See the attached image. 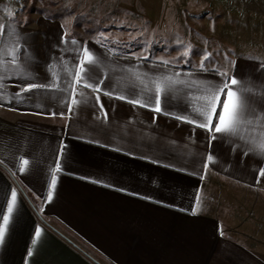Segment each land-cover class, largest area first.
Returning <instances> with one entry per match:
<instances>
[{"label":"crops","instance_id":"obj_1","mask_svg":"<svg viewBox=\"0 0 264 264\" xmlns=\"http://www.w3.org/2000/svg\"><path fill=\"white\" fill-rule=\"evenodd\" d=\"M207 3L221 8L219 2L217 7ZM241 4L240 16L222 14L227 16L222 29L209 27L215 10L181 19L186 26L180 29L194 34L200 52L189 64L164 65L84 37L67 35L78 42L68 45L62 43L66 31L59 21L35 18L33 27H15L31 82L52 83L46 66L56 64L59 88L22 91L29 79L21 78L5 58L0 210L7 214L12 190L17 202L0 243V264H264V176L259 174L264 153L256 129L254 142L222 134L210 141L205 129L173 118L187 107L188 89L180 85L171 97L162 98L165 113L172 115L114 98L151 95L150 80L159 74L219 84L220 73H228L252 86L254 119L259 120L264 116V0H236L227 8ZM4 39L10 49L16 38ZM82 46L98 57L97 78L111 95L77 85L76 93L83 95H75L80 103L72 105L66 73ZM205 50H210L208 60L201 54ZM211 55L217 65L210 63ZM62 145L67 146L60 157L63 171L48 201L46 181ZM209 154L214 161L205 170ZM23 159L29 164L21 173ZM193 192L201 198L195 215ZM36 228L41 236L33 245Z\"/></svg>","mask_w":264,"mask_h":264},{"label":"snow or ice","instance_id":"obj_2","mask_svg":"<svg viewBox=\"0 0 264 264\" xmlns=\"http://www.w3.org/2000/svg\"><path fill=\"white\" fill-rule=\"evenodd\" d=\"M5 37H8L9 40H12L13 37L16 38L12 40L10 49L4 39ZM19 37L20 34L15 29L11 28L10 25H0V92H3L6 87L4 83L5 75L7 74L5 58L8 59L10 64L16 65L15 70L20 73L21 78L29 79L27 87L23 88L22 91L59 88V84L55 82L59 79L56 71V64L46 66V71L50 73L49 79L52 83L31 82V74L27 71L28 66L23 64L24 57L20 52ZM66 37L67 32H65L62 37V43L77 46L78 42L75 39L68 40ZM190 51L191 49L189 47L181 54L183 56H188ZM145 59H147V57H145ZM204 60H208L207 55L204 56ZM162 63L168 65L170 62L168 60H162ZM98 64V57H96L95 53L87 48V46H82L81 50L76 52V62L66 73L71 80L69 86L72 88L73 93V98L71 99L72 105H78L80 103L79 100L75 99V95H83V93H76L77 85L87 88L94 93L103 91L104 95H111L109 91L101 88L103 80L97 78ZM61 67L65 69L68 68L66 64L61 65ZM200 67L201 70H204L205 65L203 61ZM220 75L223 78V82L215 84L198 79L182 80L179 79V73L175 75L159 74L156 78L150 80V83L154 86V91H152L151 95L142 96L140 93H133L130 95H117L114 98L125 100L127 103L133 104L134 106L147 108L149 111L155 113L172 115L171 113H165V109L162 107V98L171 97L178 90L176 87L177 85L183 86L188 89V92L185 93L186 99L184 101L187 107L183 112L173 116V118L181 120L184 123L193 124L195 127L205 129L210 134V141L220 139L221 137L216 134H222L225 138H239L245 140V142L252 139L254 142L252 129L255 128L256 134L260 137L259 150L264 153V116H261L259 120L254 119L251 99L254 95L252 86L242 79L238 80L235 76L229 77L228 73H220ZM137 79H139V77H137ZM141 83H143V81H141ZM237 85L238 87H233ZM141 91H143V88ZM222 95L225 96L226 99L221 105ZM0 99H2V96H0ZM95 99L97 103H99V95H97ZM218 105L221 107L219 114H217ZM100 109L103 112L104 119L107 120L108 114L104 111L103 104H100ZM68 110L72 111V108L69 107ZM53 115H55V113H53ZM213 118L217 121L215 126H213ZM66 150L67 146L62 145L58 150L56 161L49 170L46 181L48 186L46 193L48 201H51L53 198L58 181V174L63 171L60 157L66 153ZM206 159L208 163L204 164L205 170L208 169L209 163L214 161V154L207 155ZM28 164L29 160L23 159L20 162L19 171L23 173L25 171V166ZM259 174L264 176V165L261 166ZM93 182L95 183L97 181ZM191 196L195 201V207L192 211V214L195 215L196 209L199 208L201 204V198L197 192L191 193ZM16 202L17 192L12 190L10 201H6L7 214H5L3 210H0V221H2V223H0V243H3L5 239ZM40 236L41 230L36 228L32 241L33 245L37 243ZM28 255H32L31 250L28 252Z\"/></svg>","mask_w":264,"mask_h":264},{"label":"rangeland","instance_id":"obj_3","mask_svg":"<svg viewBox=\"0 0 264 264\" xmlns=\"http://www.w3.org/2000/svg\"><path fill=\"white\" fill-rule=\"evenodd\" d=\"M233 1L236 0H0V25L5 22V26L17 29L19 25L33 27L30 22L35 18L59 21L68 37H84L92 44L137 58L189 64L200 52L194 46V34L186 35L180 29L186 26L181 19L215 10L209 27L219 25L222 29L227 17L222 14L232 16L237 12L240 16L245 8L242 4L227 8ZM207 2H215L216 7L219 2L221 8L212 9ZM198 3H203L201 8H196ZM201 38L204 44H216L221 49L217 42ZM189 47V55L183 56L181 53ZM209 52L205 50L201 54L209 55ZM209 59L211 64L217 65L212 55Z\"/></svg>","mask_w":264,"mask_h":264},{"label":"trees","instance_id":"obj_4","mask_svg":"<svg viewBox=\"0 0 264 264\" xmlns=\"http://www.w3.org/2000/svg\"><path fill=\"white\" fill-rule=\"evenodd\" d=\"M224 100H225V96H223V98L221 99V105H222V103H223ZM220 110H221V107L219 106L217 114H219ZM216 123H217V121L215 119L213 126H215Z\"/></svg>","mask_w":264,"mask_h":264}]
</instances>
